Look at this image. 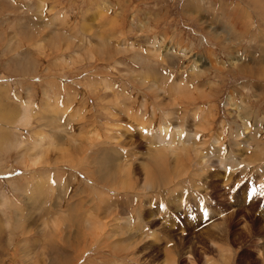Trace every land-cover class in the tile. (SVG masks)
<instances>
[{"label":"rangeland","instance_id":"1","mask_svg":"<svg viewBox=\"0 0 264 264\" xmlns=\"http://www.w3.org/2000/svg\"><path fill=\"white\" fill-rule=\"evenodd\" d=\"M166 118L204 144L155 152ZM0 123V264H264V204L227 194L264 167V0H0Z\"/></svg>","mask_w":264,"mask_h":264},{"label":"bare ground","instance_id":"2","mask_svg":"<svg viewBox=\"0 0 264 264\" xmlns=\"http://www.w3.org/2000/svg\"><path fill=\"white\" fill-rule=\"evenodd\" d=\"M110 23V22H109ZM114 24V23H113ZM92 26V25H91ZM94 28V27H93ZM86 29V28H85ZM88 29H91V27L89 28L88 27ZM86 32V31H85ZM104 32V31H103ZM77 34H79V33H77ZM121 35V34H120ZM98 36V35H97ZM98 39V38H97ZM218 39V38H217ZM100 44V43H99ZM164 46V45H163ZM107 47V46H106ZM107 49V48H106ZM165 52L167 51V49H165L164 50ZM108 52V51H107ZM106 52V53H107ZM148 53H151V52H148ZM156 56V55H155ZM162 56H164V59H165V57L167 58L168 57V54H164V55H162ZM160 57H161V55H160ZM161 59V58H160ZM148 74H149V72H148ZM147 75V74H146ZM150 75V74H149ZM198 76L196 75L195 76V78L196 79H191L190 81L192 82V81H196V80H198V78H197ZM161 78V77H160ZM145 80V79H144ZM148 80V79H147ZM162 83V82H161ZM193 83V82H192ZM142 84V83H141ZM184 84V86H186V83H183ZM196 84V83H195ZM193 85H194V83H193ZM175 87H176V89H174L175 91H177V94L178 93H182V89L180 90V88L182 87L183 88V85L182 84H177V85H175ZM184 88H186V87H184ZM198 88V87H197ZM187 90H186V92H193L191 89H189V87L188 88H186ZM191 90V91H190ZM198 90V89H197ZM204 90V89H203ZM136 91V90H135ZM185 91V90H184ZM131 92H133V91H131ZM131 92H128V93H131ZM185 92V93H186ZM195 92V91H194ZM201 92V91H200ZM113 93H114V91H113ZM123 93V92H122ZM128 93H126V94H128ZM184 93V92H183ZM188 93H186V94H188ZM116 94V93H115ZM125 94V95H126ZM138 94V93H137ZM137 94H136V96H137ZM116 95H119L120 96V94H116ZM124 95V94H123ZM122 95V96H123ZM129 95V94H128ZM133 95V94H132ZM135 96V95H134ZM185 96V95H184ZM128 97V96H127ZM127 97H119V98H117L116 99V103H117V105L122 101V102H124L126 99H127ZM189 97V96H188ZM187 97V98H188ZM190 97H191V95H190ZM135 98V97H134ZM137 98V97H136ZM135 98V99H136ZM147 98V97H146ZM185 98V97H184ZM129 99V98H128ZM129 100H131V99H129ZM139 100V99H138ZM178 100V99H177ZM179 100H180V98H179ZM120 101V102H119ZM128 101V100H127ZM127 101L124 103L125 105H126V103H127ZM132 102V101H131ZM146 102H145V100L143 101V107H144V109H145V107H146V104H145ZM161 103V102H160ZM121 104V103H120ZM119 104V105H120ZM171 105V104H170ZM25 107L27 106L28 107V105H24ZM23 106V107H24ZM126 106H128V103H127V105ZM130 107H131V105H129ZM134 106V105H133ZM24 107V108H25ZM120 107V106H119ZM169 107V106H168ZM174 107V106H173ZM126 108H128V107H126ZM26 109V108H25ZM26 110H28V109H26ZM31 110V109H30ZM119 110L122 112V113H125L124 111H123V107L122 108H119ZM127 111H126V114H128L129 112H128V109H126ZM129 110H131V109H129ZM154 110V109H153ZM24 111V110H23ZM29 111V110H28ZM26 113H27V111H25ZM24 112V113H25ZM30 113V112H29ZM129 114H131V113H129ZM174 115H175V113H173ZM180 114V113H179ZM31 115V114H30ZM132 115V114H131ZM134 115V114H133ZM153 115H154V113H153ZM167 115V114H166ZM173 115V116H174ZM126 116H128V115H126ZM137 116V115H136ZM147 116V115H146ZM30 117V116H29ZM28 117V115H26V117L24 118V116H22V118H24L25 120L26 119H28L29 118ZM131 117H133V116H131ZM138 117V116H137ZM142 117V116H141ZM152 117H154V116H152ZM167 117H169V116H167ZM178 117V116H177ZM129 118V117H128ZM136 118V117H135ZM171 118H172V116H171ZM134 119V118H133ZM154 119V118H153ZM81 120V119H80ZM146 120V119H145ZM178 120V119H177ZM176 120V121H177ZM204 120V119H203ZM27 121V120H26ZM144 120L142 119L141 121H139V123H136V125H141L143 128H146L147 126V124L146 123H144L143 122ZM175 121V122H176ZM188 121V120H187ZM77 122V121H76ZM134 122V121H133ZM136 122V121H135ZM162 122H163V124L164 125H162V126H160V128H158V130L155 132V134L154 135H152V133L151 134H148V135H146V137H145V135H144V137L145 138H147L149 141H150V143H149V145H151L152 147H153V149L154 150H158V151H155V152H159V153H161V152H163V151H171V152H175V154L177 153V151H183L184 150V148H186V147H189V146H192V145H195V147H197L198 145H200V144H204V142H205V139L207 138V135H205L206 133V130H204V127H203V133H205V134H202L200 137H202V140H200L199 141V143H194V141H192V136H189L188 135V133L186 134V133H184L185 131V128H183V126L181 125V124H183L182 122L180 123V125H176V127H172L170 124H169V122H168V120H167V118H166V120H162ZM173 122V121H172ZM178 123H179V121H177ZM187 123V122H186ZM0 124H2V123H0ZM29 124V123H28ZM141 126H139V127H141ZM187 126V125H186ZM203 126H204V124H203ZM2 127V126H1ZM153 127H154V124H153ZM153 127H151V128H153ZM198 127H199V125H198ZM245 127V126H244ZM150 128V127H149ZM149 128H148V131H149ZM150 128V129H151ZM196 128H197V126H196ZM199 129V128H198ZM245 129H247V127H245ZM141 130V129H140ZM153 130V129H152ZM223 131H224V129H222ZM228 130V129H227ZM111 131V130H110ZM143 132V131H142ZM226 132V131H225ZM144 133L146 134V133H148V132H146V131H144ZM114 134V133H113ZM195 135V134H194ZM223 135V134H222ZM241 136H243V137H241ZM194 137V136H193ZM236 137L237 138H239V137H241V138H243L242 140H243V143H241L242 145L243 144H245L246 143V147H249V141L250 140H252V138H253V135L250 137V138H248V137H245V135H243L240 131H237V133H236ZM248 138V139H247ZM42 139V138H41ZM196 140V139H195ZM36 141H37V139H36ZM38 141H40V140H38ZM217 141H220L218 138H214L213 139V142L215 143L214 144V146L216 147V145H219L218 146V148H217V150L219 151V147H220V143L219 142H217ZM193 144H192V143ZM254 142V141H253ZM35 143H37V142H35ZM36 145V144H35ZM255 145V144H254ZM259 145V144H258ZM115 146H117V145H115ZM253 146V145H252ZM200 148H203V147H201V146H199ZM88 149V148H87ZM86 149V151H88ZM215 149V148H214ZM246 149V148H245ZM5 150V149H4ZM36 150V149H35ZM150 151V150H149ZM153 151V150H152ZM151 151V152H152ZM38 152V151H37ZM64 152H66V151H64ZM203 152H204V150H203ZM41 153V152H40ZM71 153H72V151H71ZM83 153V152H82ZM87 154V153H86ZM155 153L154 152H152V154L150 155V158H152V159H159L160 160V158H161V156L162 155H155V157L153 156ZM163 154V153H162ZM87 155H89V154H87ZM206 155V154H205ZM23 157H24V155H22ZM27 156V155H26ZM29 156V155H28ZM27 156V157H28ZM231 156V155H230ZM80 158V157H79ZM204 158H206V156L204 157ZM74 159V158H73ZM81 159V158H80ZM84 159V158H83ZM231 160V161H233L234 162V159H233V157H231V158H228V157H226V158H220V163H221V166H223V168L225 169V167H226V169H227V166L224 164V162H227L226 160ZM22 160V159H21ZM40 160H41V157H38V158H35V159H33V160H28V163H30L29 165H35L36 166V164L38 163V162H40ZM79 160V159H78ZM85 160V159H84ZM191 160V159H190ZM195 161H196V159H194ZM23 162V161H22ZM27 162V161H26ZM76 163V162H75ZM200 163V162H199ZM204 163L206 164L207 163V161L205 162L204 161ZM27 164V163H26ZM74 164V163H73ZM88 164V163H87ZM203 164V163H202ZM204 164V165H205ZM77 165V164H76ZM85 165H86V162H85ZM189 165V164H188ZM199 165V164H198ZM233 165H234V163H233ZM23 166V165H22ZM187 166V165H186ZM203 166V165H202ZM25 167V166H24ZM29 167V166H28ZM31 167V166H30ZM73 167V166H72ZM78 167V166H77ZM85 167V166H84ZM229 167V166H228ZM203 168V167H202ZM231 168V167H230ZM234 167H232V169H233ZM76 169V168H75ZM76 171V170H75ZM153 177H160V173H155L154 174V176ZM154 179V178H153ZM169 179V178H168ZM43 180H41L40 181V183H43L44 184V182H42ZM169 182V181H168ZM39 183V184H40ZM71 183V182H70ZM170 183V182H169ZM43 184H40V185H38V189H39V186H42ZM165 185V184H164ZM171 185V184H170ZM169 185V186H170ZM44 186V185H43ZM148 186V185H147ZM167 187V186H166ZM163 188H165V187H163ZM71 189V188H70ZM170 189V188H169ZM36 190H37V188H36ZM34 191V190H33ZM39 192L41 191V190H38ZM23 193V192H22ZM15 208H17V207H15ZM69 210V209H68ZM71 211V210H70ZM70 215H71V213H70ZM99 215V214H98ZM92 217V216H91ZM94 217V216H93ZM80 218V217H79ZM74 219V218H73ZM76 219V218H75ZM91 219V218H90ZM94 219V218H93ZM21 220V219H20ZM91 221V220H90ZM94 223V222H93ZM92 223V224H93ZM101 222H99V221H96L95 222V225L97 224V227H98V225H99V227H101V229H103L102 228V225L100 224ZM91 224V225H92ZM90 225V224H89ZM104 227V226H103ZM106 228V227H105ZM100 229V231H101V233H102V230ZM104 230V229H103ZM105 231V230H104ZM110 231V230H109ZM96 232V231H95ZM94 232V233H95ZM97 233V232H96ZM96 233H95V235H96ZM100 234V233H99ZM102 235V234H101ZM106 235V234H105ZM104 236V235H103ZM95 237V236H94ZM93 242H94V240H93ZM207 264H214V263H209L208 261L206 262Z\"/></svg>","mask_w":264,"mask_h":264},{"label":"snow or ice","instance_id":"3","mask_svg":"<svg viewBox=\"0 0 264 264\" xmlns=\"http://www.w3.org/2000/svg\"><path fill=\"white\" fill-rule=\"evenodd\" d=\"M197 140H201L202 137H196ZM245 166L243 164H240V168L243 169ZM229 172H231V169H228ZM264 179V177H261L258 175L256 177L257 183L261 180ZM259 187L261 189H264V184H259ZM257 191V186L256 184H253L249 182L248 180L243 179V177L239 174H236L235 178L232 181V186L227 190V194L229 198H233L232 194L233 192L235 193L236 197H239L241 193L243 194V200L244 203H247L251 206V203H255L257 208L260 207V201H253L252 197L255 195ZM261 196L264 197V191L261 192ZM197 208L201 210V218H207L209 215L208 208H201V206L198 204ZM185 216L188 219V213H185ZM191 219H196V216L193 215L191 216Z\"/></svg>","mask_w":264,"mask_h":264}]
</instances>
